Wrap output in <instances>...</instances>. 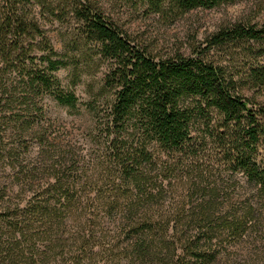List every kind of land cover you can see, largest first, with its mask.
Wrapping results in <instances>:
<instances>
[{"label":"trees","instance_id":"obj_1","mask_svg":"<svg viewBox=\"0 0 264 264\" xmlns=\"http://www.w3.org/2000/svg\"><path fill=\"white\" fill-rule=\"evenodd\" d=\"M132 1L177 16L238 0ZM56 24L73 25L71 55ZM251 42L264 45V21L222 28L207 49ZM80 61L105 66L83 104L88 160L53 136L43 104L78 109L57 72L71 67L75 86ZM247 79L264 88V66ZM260 200L264 105L224 66L150 54L101 0H0V264H211Z\"/></svg>","mask_w":264,"mask_h":264},{"label":"rangeland","instance_id":"obj_2","mask_svg":"<svg viewBox=\"0 0 264 264\" xmlns=\"http://www.w3.org/2000/svg\"><path fill=\"white\" fill-rule=\"evenodd\" d=\"M101 4L111 20L150 54L171 56L180 53L190 56L196 51L205 52L209 60L224 66L238 81L246 97L264 105V88L253 87L247 79L251 67L264 66V45L251 42L207 49L208 40L222 28L238 22L261 24L264 21V0H238L210 9L197 8L177 16L155 14L146 5L132 0H101ZM72 28L73 25L68 24H56L50 28V36L57 50L69 55L74 51L68 45V40L72 39ZM80 46L83 52L92 53L83 44ZM104 68L101 63L86 69L84 61H80L77 71L80 79L75 86H71V67L57 72L62 85L78 96V109L60 106L51 97L43 101L47 117L54 122L53 136H61L62 146L69 142L79 148L78 152L86 160L92 152L87 138L93 122L83 104L90 99L87 85L94 82L97 87ZM239 178L244 183V178ZM257 204L259 210L243 238L224 242L219 256L211 264H264V200Z\"/></svg>","mask_w":264,"mask_h":264}]
</instances>
